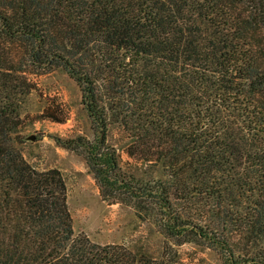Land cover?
Segmentation results:
<instances>
[{"label": "trees", "instance_id": "1", "mask_svg": "<svg viewBox=\"0 0 264 264\" xmlns=\"http://www.w3.org/2000/svg\"><path fill=\"white\" fill-rule=\"evenodd\" d=\"M57 68L102 129L58 142L158 228V252L76 235L62 173L26 159L19 96ZM183 244L264 264V0H0V264H190Z\"/></svg>", "mask_w": 264, "mask_h": 264}, {"label": "rangeland", "instance_id": "2", "mask_svg": "<svg viewBox=\"0 0 264 264\" xmlns=\"http://www.w3.org/2000/svg\"><path fill=\"white\" fill-rule=\"evenodd\" d=\"M27 77L31 83L30 93L20 95L18 100L24 155L38 170L56 168L62 173L74 233L86 234L99 244H141L158 252L163 240L158 228L143 222L133 207L104 200L99 185L89 172L85 150H72L58 142V139L78 138L95 142L102 134L101 125L89 114L78 81L59 68L46 72L29 71ZM110 127L107 144L116 147L124 162L133 161L127 153V131L117 125ZM155 169L143 166L136 175L144 180L159 178L160 172ZM176 247L182 254L183 263L199 264L205 258L204 264H220L215 255L202 252L191 244Z\"/></svg>", "mask_w": 264, "mask_h": 264}, {"label": "water", "instance_id": "3", "mask_svg": "<svg viewBox=\"0 0 264 264\" xmlns=\"http://www.w3.org/2000/svg\"><path fill=\"white\" fill-rule=\"evenodd\" d=\"M32 139H34V137H32Z\"/></svg>", "mask_w": 264, "mask_h": 264}]
</instances>
